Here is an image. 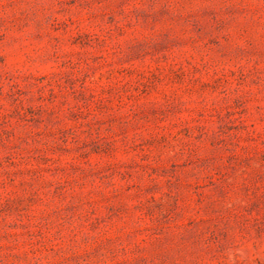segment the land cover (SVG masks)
Returning <instances> with one entry per match:
<instances>
[{
    "label": "rangeland",
    "instance_id": "1",
    "mask_svg": "<svg viewBox=\"0 0 264 264\" xmlns=\"http://www.w3.org/2000/svg\"><path fill=\"white\" fill-rule=\"evenodd\" d=\"M0 264H264V0H0Z\"/></svg>",
    "mask_w": 264,
    "mask_h": 264
}]
</instances>
